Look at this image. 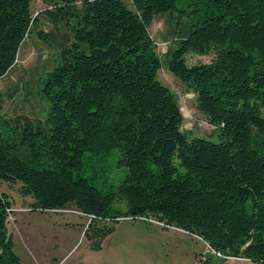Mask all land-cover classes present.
I'll return each instance as SVG.
<instances>
[{
	"label": "trees",
	"instance_id": "16d2710c",
	"mask_svg": "<svg viewBox=\"0 0 264 264\" xmlns=\"http://www.w3.org/2000/svg\"><path fill=\"white\" fill-rule=\"evenodd\" d=\"M33 0H0V78L14 65ZM83 0L66 61L48 74V130L25 118L0 131V184L22 182L33 210L75 204L100 219L157 218L201 236L225 257L264 264V0ZM186 19L168 68L197 94L219 140L190 138L148 26L157 15ZM190 18V21L188 19ZM212 54L209 63L186 56ZM119 149L127 168L115 191L85 170L87 152ZM86 173H90L88 176ZM127 201L125 211L112 206ZM0 191V264H22ZM114 225L101 233L113 232ZM100 229L97 228L98 236ZM207 262V260L205 261Z\"/></svg>",
	"mask_w": 264,
	"mask_h": 264
},
{
	"label": "rangeland",
	"instance_id": "374dc122",
	"mask_svg": "<svg viewBox=\"0 0 264 264\" xmlns=\"http://www.w3.org/2000/svg\"><path fill=\"white\" fill-rule=\"evenodd\" d=\"M124 1L134 9L131 0ZM67 3L76 14H82L83 0L31 2L28 34L14 65L0 78V131L7 129L5 122L16 126L24 123L25 118L36 127L48 130L51 104L44 93L47 77L66 61L64 52L74 41L72 24L77 18L68 19L58 14V6ZM184 4L185 0H178L179 8ZM178 13L157 15L148 26L155 51L162 61L157 78L176 94L183 115L182 129L188 136L218 141L220 128L210 124L198 109L196 92L168 68L169 53L179 46L186 28V19L179 21ZM212 57V54L186 56L188 63H209ZM120 156L119 149L102 155L86 153L85 170L98 171L94 181L104 192L115 191L127 173V168L118 162ZM21 189L20 181H2L0 184V191L6 193L11 202L7 226L13 234L14 251L22 264H257L242 257H225L201 236L162 223L157 218L138 219V224L131 229H126L128 223L122 222L116 233L103 237L101 232L107 227H115L117 221L85 214L73 203L60 209L33 210V198L24 196ZM112 206L125 211L127 201L116 197ZM21 214L26 215L22 217ZM97 228L100 229L99 236ZM138 237L143 240L137 244ZM118 240L125 242L117 244ZM129 240L134 244L131 245Z\"/></svg>",
	"mask_w": 264,
	"mask_h": 264
},
{
	"label": "crops",
	"instance_id": "0c3cea01",
	"mask_svg": "<svg viewBox=\"0 0 264 264\" xmlns=\"http://www.w3.org/2000/svg\"><path fill=\"white\" fill-rule=\"evenodd\" d=\"M25 215H26V214H21L22 217L25 216ZM137 221H138V219L123 218L122 220H120V221L117 222V224H116V226H115V230H114L111 234L116 233V232L120 229V227H121V223H122V222L128 223V224H125V225H126V226H125L126 229H131V228L135 227V224H136ZM129 222H132V225H131V223L129 224ZM137 224H138V223H137ZM137 224H136V225H137ZM184 232H185V231H184ZM184 232H183V233H184ZM111 234H109V236H110ZM142 240H143V239H142ZM142 240H140V238L138 237L136 243L138 244V243H140V241H142ZM129 241H130V244H131V245L134 244L133 241H131V240H129ZM124 242H125V241L120 242V241L118 240V241H117V244H123Z\"/></svg>",
	"mask_w": 264,
	"mask_h": 264
},
{
	"label": "built area",
	"instance_id": "2783aa9c",
	"mask_svg": "<svg viewBox=\"0 0 264 264\" xmlns=\"http://www.w3.org/2000/svg\"><path fill=\"white\" fill-rule=\"evenodd\" d=\"M154 218L150 217V218H139V220H147V221H150V220H153ZM159 221V220H158ZM161 222V221H160ZM163 223V222H162Z\"/></svg>",
	"mask_w": 264,
	"mask_h": 264
}]
</instances>
